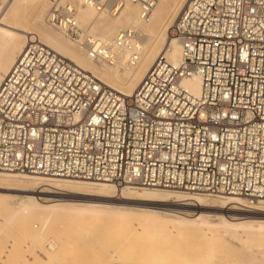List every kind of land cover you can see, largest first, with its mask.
<instances>
[{
	"label": "built area",
	"instance_id": "built-area-1",
	"mask_svg": "<svg viewBox=\"0 0 264 264\" xmlns=\"http://www.w3.org/2000/svg\"><path fill=\"white\" fill-rule=\"evenodd\" d=\"M70 1H52L51 27L93 59L139 60L138 30L105 42ZM81 1L112 15L139 2L145 19L157 0ZM171 34L181 66L160 57L130 97L27 40L0 84V172L264 200V0H188ZM192 73L199 96L181 85Z\"/></svg>",
	"mask_w": 264,
	"mask_h": 264
},
{
	"label": "bare ground",
	"instance_id": "bare-ground-1",
	"mask_svg": "<svg viewBox=\"0 0 264 264\" xmlns=\"http://www.w3.org/2000/svg\"><path fill=\"white\" fill-rule=\"evenodd\" d=\"M44 1L0 0V84L12 69L18 53L22 51L25 44L24 39H32L34 38L33 36L39 37L28 26L31 19H33L35 24L40 26L44 42L41 41L43 43L57 53L60 52L59 54L62 57L83 70L96 73L97 76L94 73L92 74L98 81L127 97L134 95L146 74L160 57H165L174 67L181 66L183 61L181 43L176 36L171 34V28L177 18L171 27H168V21L172 14H178L185 2L184 0H157L145 19L142 17L143 8L139 2H127L120 12L112 15L107 12L98 11L91 5H81L83 3L80 0L81 2L77 6L79 8V22L103 41L113 42V38L121 29L130 28L139 31L140 40L136 47V50L139 52V60L135 63H131L130 61L132 53L130 50L113 48L111 57L108 60L93 59L89 56L85 47H81L65 35L62 37L58 33L52 34L41 30L45 23L43 17L44 9L41 8L34 16L32 15V9ZM100 14L117 17L115 20L105 18L99 21L98 26L102 36L94 31V25L91 24ZM49 27L51 26L49 25ZM165 27L169 29L164 36L160 31ZM113 30L117 31L114 35L110 36L109 34ZM64 37L71 41L80 52L72 50L66 44ZM147 43L149 44L146 55L143 58L144 47ZM81 53L92 62H88L81 56ZM100 65H109V67L99 68ZM181 85L192 95L199 96L202 89V80L198 74L192 73L191 76L184 77L181 80ZM0 173L5 174L7 172ZM7 174L10 175L11 173ZM12 176H24L27 179H23V184L16 186L5 185L0 182V231L3 230L2 226L4 222L11 219H8V217L13 218L14 216H19V214H24L25 219L33 220L31 218H34L38 220L41 224L39 226L42 229H46L47 233H51L53 228L52 223L56 219L65 220L66 218H70L71 223L68 227H72L73 225L80 227L89 226L87 224L105 220L108 226L112 227V230L114 229V232L118 234L119 241L117 244L125 247L126 251L134 249L136 241H140L142 238H147L148 240V238L156 237L158 236L157 233H160L159 235L161 236V233L167 232L177 235L195 230L202 236H206V239L210 236L209 240H207L210 241L215 232L219 230L222 232L227 231L243 242L240 248H235L237 252H241V249L246 247L252 248L258 245L255 243L248 245L245 240L264 237V200H251L245 196L226 195L224 197L226 205L230 204L232 206H225L227 207L226 209H218V212L222 211L224 214H232L236 212L232 210L240 209L242 212L239 211V215L240 213L244 215L240 218H228L229 216L226 217L223 214H211L209 213L211 208H204V202L210 201L213 197L210 198V196L204 194H193L194 192L191 191H187L188 193L172 192L163 188H139L144 189L143 191H139L137 188L125 185L117 187L114 183L108 182L93 183L90 181L80 182L77 180L61 179L66 177L20 174H12ZM46 180L49 181L46 182ZM41 184L45 186L43 190L40 189ZM52 188L58 190H52ZM241 197L250 200V204L246 206L247 208L239 207L245 201ZM188 200L195 202H189ZM190 207L198 210L197 216L189 217L179 210ZM155 233L156 236H151ZM44 235L37 236L34 239L37 240V246L41 247V249L43 248L47 253V264H65V256H55L60 249V242L54 237L46 238L43 242ZM27 239L30 240V238ZM219 240L218 245H213L211 242L205 243L206 240L201 243L199 242L196 246L198 254L195 253L196 256L198 255L199 262H194L193 264L248 263V261L230 258L231 255L226 248L227 238L224 237V234L221 235ZM150 243L152 244L150 246L153 251L158 249V252H160L159 249L161 248H158L159 245L155 247V238H151ZM153 244L155 245L154 247ZM161 246L163 245L161 244ZM164 246L162 247V251L165 249ZM253 255L258 256L257 253ZM131 264L175 263L142 262Z\"/></svg>",
	"mask_w": 264,
	"mask_h": 264
},
{
	"label": "rangeland",
	"instance_id": "rangeland-1",
	"mask_svg": "<svg viewBox=\"0 0 264 264\" xmlns=\"http://www.w3.org/2000/svg\"><path fill=\"white\" fill-rule=\"evenodd\" d=\"M10 1V0H9ZM53 0H45L44 2H41L36 7L32 9V15H36L37 12L42 8L44 9V19L45 23L43 25V28L41 30L50 32L52 34H60L63 37V34H61L59 31L49 27L46 18L48 15V12L51 8ZM61 0H56V3ZM65 1V0H63ZM184 4L182 8H180L178 14L174 15L172 14L171 18L168 21V27H171L175 19L179 16L182 9L187 4L188 0H184ZM72 4H76V6H79L80 0H71ZM45 3V4H44ZM175 13V12H173ZM98 14V13H97ZM105 18H108L109 20H115L117 17L108 15V14H100V16H97L95 21H93L91 24H93L94 31L101 35L98 23L100 20H103ZM1 20V18H0ZM29 28L32 32L39 35L41 40H43L42 33L40 31V26L35 24L33 19L28 23ZM169 28H164L160 32L165 36L167 34ZM117 30H113L109 35L112 36L116 33ZM146 33V32H145ZM148 36V34L146 33ZM151 38V37H150ZM30 39V38H29ZM25 38V44L27 40ZM66 40V44L72 48V50L76 52H80L77 47L69 41L67 38L64 37ZM154 39V38H152ZM151 41V40H150ZM24 44V46H25ZM147 45L145 44L144 47V55L143 58L146 55ZM21 52V51H20ZM19 52V53H20ZM18 53V55H19ZM60 53V52H59ZM82 54V53H81ZM17 55V56H18ZM88 62L89 59L82 54ZM103 67H109V65H100L99 68ZM86 69V68H85ZM92 72V71H91ZM94 73V72H92ZM96 75V73H94ZM97 76V75H96ZM3 79V78H2ZM1 81V80H0ZM7 179L11 180L8 181ZM13 179V180H12ZM27 179L24 176H17L14 177L12 174H1L0 173V182L5 185H21L22 180ZM53 179V178H49ZM65 180H77L80 182H86L84 180L79 179H73V178H61ZM49 180H46V182ZM88 182V181H87ZM40 189H44L45 186L40 185ZM118 187V186H117ZM120 188V187H119ZM52 190H58L53 189ZM144 189H139V191H143ZM168 190V189H164ZM169 191H177L169 189ZM181 192V191H179ZM185 192V191H184ZM188 193V192H187ZM191 193V192H190ZM195 194V193H193ZM226 195L213 197L210 201L204 202L205 206L204 208L210 209L211 211L209 213L211 214H223L224 216L228 218L236 217L240 218L244 216L242 213L239 215V211L242 212L240 209H234L232 211H236L232 214L230 213H222V211L218 212V209H226L228 207H231L232 205H226V199L224 198ZM207 197V196H205ZM244 199V204L239 205L240 208H247L250 203L249 199H246L245 197H241ZM189 201V200H188ZM220 201V202H219ZM187 202V201H186ZM189 202H195V201H189ZM264 204V203H263ZM216 205V206H215ZM208 206V207H207ZM211 206V207H210ZM169 207V206H168ZM221 207V208H219ZM171 208V206H170ZM173 208V207H172ZM213 208V209H212ZM184 215L193 217L197 216L198 210H194L192 207L190 208H181L179 209ZM216 211V212H215ZM238 213V214H237ZM11 218V219H10ZM15 218V219H14ZM10 219L7 222H4L2 228L3 230L0 231V264H47V253L45 250L38 245L37 240L34 239L37 236L44 235V240L49 237H54L60 242V249L58 253L55 254L56 257L59 256H65V264H131V263H142V262H171L175 264H185L190 263L193 264L194 262H199L198 255L196 256L195 253L198 254L196 246L199 244V242H211L213 245L219 244V239L221 238V235L224 234V237L227 238L226 240V248L229 251V254L231 255L230 258L236 259V260H242V261H248L246 264H264V237L259 239H247L245 242L248 245L251 244H258L257 246H253L252 248H244L241 249V252H237L235 249L236 247H241V244L243 242L239 240L238 238H235L230 232H222L221 230L215 232L214 236H210L208 239H206V236H202L197 231H190L185 234H170V233H157L158 236L155 234H152L151 237L156 239V246L153 244V247L161 248L159 249L160 252L157 250H152L150 246V240L151 238L144 239L140 241L135 242L134 249H129L126 251L125 247H121L117 244L118 240V234L114 232V229L112 230V227L108 226V224L105 222V220L97 222H93L91 224H87L89 226H72L68 227L71 223L70 218L64 219H56L53 221V228L51 233H47L46 229H42L41 224L38 220H35L34 218H31L33 220L25 219L24 214H19L17 217H8ZM70 221V222H69ZM40 225V226H39ZM85 225V224H83ZM39 226V227H38ZM64 228V229H63ZM70 228V229H69ZM98 228V229H97ZM115 233H113V232ZM86 232V233H85ZM221 232V233H220ZM113 233V234H112ZM200 236V237H199ZM216 236V237H215ZM208 237V236H207ZM27 238H30L27 239ZM110 238H112L110 240ZM215 238V239H214ZM95 239V240H94ZM98 239V240H97ZM101 239V240H100ZM116 240V241H115ZM180 240V241H179ZM250 240V241H249ZM106 241V242H105ZM149 241V243H147ZM162 241V242H160ZM198 241V242H197ZM218 241V242H217ZM190 242V243H189ZM197 242V243H196ZM158 243V244H157ZM165 247V249L162 251L161 244ZM218 243V244H217ZM152 245V244H151ZM190 245V246H189ZM148 246V247H147ZM150 246V247H149ZM161 246V247H160ZM192 246V247H191ZM228 246V247H227ZM187 247V248H186ZM150 248V249H149ZM145 249V251H144ZM233 249V250H232ZM190 252V253H189ZM192 253V254H191ZM239 253V254H238ZM258 254V256H254L253 254ZM195 254V256H194ZM193 255V256H192ZM157 256V257H156ZM161 256V257H160ZM194 258V259H193ZM238 264V263H234Z\"/></svg>",
	"mask_w": 264,
	"mask_h": 264
}]
</instances>
